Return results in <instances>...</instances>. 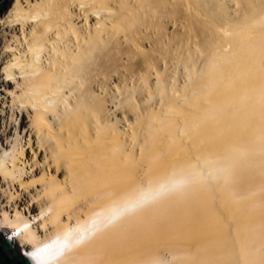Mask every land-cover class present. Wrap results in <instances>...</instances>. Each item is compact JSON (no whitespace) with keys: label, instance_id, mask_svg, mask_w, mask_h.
I'll use <instances>...</instances> for the list:
<instances>
[{"label":"bare ground","instance_id":"1","mask_svg":"<svg viewBox=\"0 0 264 264\" xmlns=\"http://www.w3.org/2000/svg\"><path fill=\"white\" fill-rule=\"evenodd\" d=\"M3 11V236L35 264H264V0H16ZM186 11L206 63L177 89L137 41ZM124 41L139 56L126 65L135 91L158 106L120 128L105 83L130 60Z\"/></svg>","mask_w":264,"mask_h":264},{"label":"rangeland","instance_id":"2","mask_svg":"<svg viewBox=\"0 0 264 264\" xmlns=\"http://www.w3.org/2000/svg\"><path fill=\"white\" fill-rule=\"evenodd\" d=\"M15 1L16 0H10L4 11H7ZM194 11L193 13H197L196 17L198 18L197 10ZM181 16L180 26L178 25L175 27L173 22H169L160 36L158 33L154 32L149 36L150 39H141L137 41V45H139L145 53L151 54L150 58L152 61L161 66L163 79L175 85L177 89H183V87L191 85L196 72H201L206 63L204 59L206 53L203 48L195 45L194 39L196 33L190 31L187 26V22L191 16L190 12L186 11V14H181ZM176 31L179 33L178 36H180V40H176L175 38ZM180 41L182 43L181 47ZM130 45L134 44L126 41L120 44L121 48L124 47L128 49V54L126 56H128L130 60L126 61L125 58L122 59L120 65L109 74L105 83V96L109 107L112 109L111 119L112 121L116 120V118L121 119V124H119L120 128H127V124L135 121L137 114L147 113L158 106V98H150L147 91H135V88L141 84L139 72L137 70L133 74L132 71L128 70L129 68H127L126 65L130 61L134 62L139 68L140 65L137 64V57L139 56L132 53ZM154 79V76L153 78L151 76L150 82H154ZM126 100H130L131 102L127 103L125 102ZM113 113L116 114L114 115Z\"/></svg>","mask_w":264,"mask_h":264},{"label":"water","instance_id":"3","mask_svg":"<svg viewBox=\"0 0 264 264\" xmlns=\"http://www.w3.org/2000/svg\"><path fill=\"white\" fill-rule=\"evenodd\" d=\"M10 0H0V13L5 9ZM0 264H35L24 255L15 244L0 233Z\"/></svg>","mask_w":264,"mask_h":264},{"label":"clouds","instance_id":"4","mask_svg":"<svg viewBox=\"0 0 264 264\" xmlns=\"http://www.w3.org/2000/svg\"><path fill=\"white\" fill-rule=\"evenodd\" d=\"M54 241V240H53ZM50 243V242H49Z\"/></svg>","mask_w":264,"mask_h":264}]
</instances>
